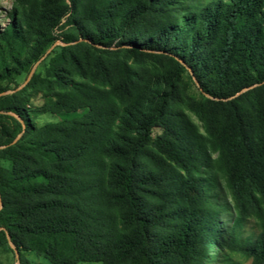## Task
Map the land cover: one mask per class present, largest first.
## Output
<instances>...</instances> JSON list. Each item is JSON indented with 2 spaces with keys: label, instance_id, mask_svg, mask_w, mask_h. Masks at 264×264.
Masks as SVG:
<instances>
[{
  "label": "trees",
  "instance_id": "1",
  "mask_svg": "<svg viewBox=\"0 0 264 264\" xmlns=\"http://www.w3.org/2000/svg\"><path fill=\"white\" fill-rule=\"evenodd\" d=\"M7 17L0 82L42 64L0 87V251L264 264V0H13Z\"/></svg>",
  "mask_w": 264,
  "mask_h": 264
},
{
  "label": "rangeland",
  "instance_id": "2",
  "mask_svg": "<svg viewBox=\"0 0 264 264\" xmlns=\"http://www.w3.org/2000/svg\"><path fill=\"white\" fill-rule=\"evenodd\" d=\"M12 6H13V0H0V29L7 24V22H8L7 13L12 8ZM66 29H67V27H66ZM56 43L61 44V42L59 40H57ZM41 62H42V58L33 64L32 68H31V69H33L32 74L35 71H37L38 68L41 69V67H40L42 64ZM30 76H31L30 73L29 74H22L21 76H19L17 78L15 83H8L7 81H2V82H0V87L8 88V90L4 93H11V92L19 89L28 80V78ZM185 78L188 81L189 85L191 84V91H193L194 86L188 80V78L186 76H185ZM17 84H19V85H17ZM41 95H42L41 92H39V93L31 92V94H30L31 101H33L34 103H41L42 102ZM55 119L56 118L54 115L47 113V114H43L40 116L39 122L43 123V122H47V121L55 120ZM158 131H159L158 128H156L155 132H158ZM256 230L257 229L254 225L253 220H250L249 223L245 227V231L247 233H249V232H254ZM24 255L28 259L29 264H52L48 259H46L45 257L38 255L34 252H25ZM235 260L241 262L242 259L240 256H236ZM0 261H1V264H20L18 257L16 256L14 251H8V252L0 251ZM249 263H250V261L241 262V264H249ZM78 264H101V263L100 262H81Z\"/></svg>",
  "mask_w": 264,
  "mask_h": 264
},
{
  "label": "water",
  "instance_id": "3",
  "mask_svg": "<svg viewBox=\"0 0 264 264\" xmlns=\"http://www.w3.org/2000/svg\"><path fill=\"white\" fill-rule=\"evenodd\" d=\"M32 72H33V69H31L30 74H32ZM14 252H15L16 256L18 257L19 256V252H18V250L16 248H14Z\"/></svg>",
  "mask_w": 264,
  "mask_h": 264
}]
</instances>
